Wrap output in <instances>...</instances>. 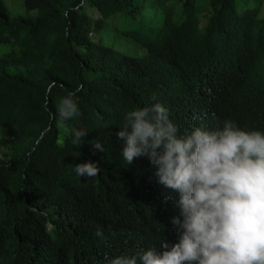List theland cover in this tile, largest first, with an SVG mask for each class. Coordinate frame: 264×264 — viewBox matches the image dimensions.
<instances>
[{
    "label": "trees",
    "instance_id": "16d2710c",
    "mask_svg": "<svg viewBox=\"0 0 264 264\" xmlns=\"http://www.w3.org/2000/svg\"><path fill=\"white\" fill-rule=\"evenodd\" d=\"M22 1L12 17L0 0V264H109L175 207L146 158L124 161V114L161 103L181 133L264 121V0ZM118 22L144 55L103 42ZM77 86L80 115L58 123ZM88 161L97 176L77 178Z\"/></svg>",
    "mask_w": 264,
    "mask_h": 264
},
{
    "label": "clouds",
    "instance_id": "9594fccd",
    "mask_svg": "<svg viewBox=\"0 0 264 264\" xmlns=\"http://www.w3.org/2000/svg\"><path fill=\"white\" fill-rule=\"evenodd\" d=\"M55 86L50 82L45 95ZM80 91L59 98L58 123L80 115ZM258 128L264 121L248 116L225 120L217 130L200 125L181 133L161 103L126 112L116 133L124 161L146 158L159 182L176 191L175 207L144 249L109 264H264V132ZM83 135L77 132L72 144L80 145ZM99 170L92 161L73 167L77 178ZM96 235L103 238L102 231Z\"/></svg>",
    "mask_w": 264,
    "mask_h": 264
},
{
    "label": "rangeland",
    "instance_id": "374dc122",
    "mask_svg": "<svg viewBox=\"0 0 264 264\" xmlns=\"http://www.w3.org/2000/svg\"><path fill=\"white\" fill-rule=\"evenodd\" d=\"M5 8L7 12L12 17L23 15L24 7L22 0H5ZM123 27L122 22H118L117 26L114 24L108 25L105 28V32L102 34L103 42L107 45H111L116 49L120 50L124 53H129L137 56H142L146 52L145 45H137L132 40H126L123 38L120 32L122 28L119 30L115 29V27ZM1 49L5 50L7 47H1Z\"/></svg>",
    "mask_w": 264,
    "mask_h": 264
}]
</instances>
